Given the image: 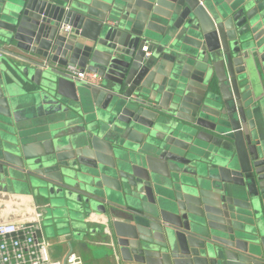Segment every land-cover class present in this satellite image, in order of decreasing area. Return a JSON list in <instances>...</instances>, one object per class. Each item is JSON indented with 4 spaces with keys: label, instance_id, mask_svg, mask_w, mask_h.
<instances>
[{
    "label": "water",
    "instance_id": "1",
    "mask_svg": "<svg viewBox=\"0 0 264 264\" xmlns=\"http://www.w3.org/2000/svg\"><path fill=\"white\" fill-rule=\"evenodd\" d=\"M8 185L123 261L264 264V0H0Z\"/></svg>",
    "mask_w": 264,
    "mask_h": 264
},
{
    "label": "crops",
    "instance_id": "2",
    "mask_svg": "<svg viewBox=\"0 0 264 264\" xmlns=\"http://www.w3.org/2000/svg\"><path fill=\"white\" fill-rule=\"evenodd\" d=\"M82 206V210L75 212L71 225L52 222L43 200H38L21 186H0V224L29 221L41 209L45 215L44 236L51 244L53 260H64L76 254L83 264H134L123 261L115 251L103 206ZM65 215L69 217L71 210H65Z\"/></svg>",
    "mask_w": 264,
    "mask_h": 264
},
{
    "label": "built area",
    "instance_id": "3",
    "mask_svg": "<svg viewBox=\"0 0 264 264\" xmlns=\"http://www.w3.org/2000/svg\"><path fill=\"white\" fill-rule=\"evenodd\" d=\"M70 30L67 25L60 26V31ZM72 76L82 82L99 80L96 74L77 69L72 70ZM44 219L45 215L39 209L29 221L0 224V264H83L76 254L58 261L51 258V244L44 236Z\"/></svg>",
    "mask_w": 264,
    "mask_h": 264
}]
</instances>
